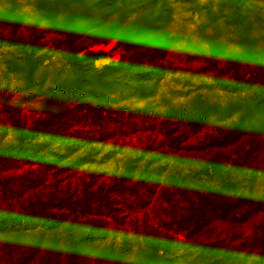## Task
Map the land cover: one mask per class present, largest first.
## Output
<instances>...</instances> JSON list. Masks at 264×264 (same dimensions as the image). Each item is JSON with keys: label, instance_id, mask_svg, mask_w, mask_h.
Here are the masks:
<instances>
[{"label": "trees", "instance_id": "obj_1", "mask_svg": "<svg viewBox=\"0 0 264 264\" xmlns=\"http://www.w3.org/2000/svg\"><path fill=\"white\" fill-rule=\"evenodd\" d=\"M7 2L0 19L11 26L10 40L20 52L8 60V66L42 98L41 114L29 125L13 117L14 139L0 145V198L6 202L5 207L0 206V243L8 255L7 264H178L181 242L167 233L148 238L137 258L130 257L129 243L101 245L107 237V217L118 218L120 202L128 203L124 192L141 196L139 184L147 185L153 171L150 163L130 184L124 178L133 172L132 162L123 178L109 185L91 181L80 192L54 187L46 194L28 197L19 207H13L10 200L45 186L49 175L58 176L93 158L95 142L107 134L109 124H119L127 114L128 107L118 104L122 94L149 96L158 90L170 46L172 0H35L58 34L57 44L64 49L68 64L66 71L50 78L45 70L48 55L42 51L39 34L16 32L25 22L20 0ZM233 4L232 17L242 27L245 51L254 56L258 40L252 34L248 13L242 0H233ZM109 41L121 50L120 57L98 65L108 52L91 46ZM240 64L237 57L231 60L236 79L226 83L234 87L244 80ZM254 78L261 83L251 92L226 102L197 95L189 105L171 107L168 115L193 131L210 120H222L205 146L224 148L245 138L250 152L257 151L264 135V71ZM181 136L173 135L171 140L179 144ZM21 163L29 166L18 174L5 173ZM202 172L214 181L205 184L204 190H196L195 197L185 190L183 209L169 221L186 239L205 233L216 220L241 224L264 213V195L239 192L238 182L220 153L208 160ZM67 222L77 223L78 228L65 240L63 252L56 233ZM49 233L52 245L40 253V242ZM26 237H31L30 242L22 248ZM241 247L254 251L259 264L264 261V222ZM242 260L233 248L212 242L202 243L198 255L187 264H243Z\"/></svg>", "mask_w": 264, "mask_h": 264}, {"label": "rangeland", "instance_id": "obj_2", "mask_svg": "<svg viewBox=\"0 0 264 264\" xmlns=\"http://www.w3.org/2000/svg\"><path fill=\"white\" fill-rule=\"evenodd\" d=\"M242 1L252 34L258 40L254 56L246 53L241 39L242 27L232 17L233 0H172L173 18L168 25L170 46L163 59L166 70L159 79L158 90L149 96L122 94L118 104L128 107L127 114L119 124H109L107 134L95 142L97 150L93 158L58 176L49 175L45 186L31 190L21 198H11L12 206L19 207L28 197L46 194L54 187L80 192L91 181L94 185H109L123 178L132 162L133 172L124 178L130 184L138 180L141 169L150 163L153 171L147 185L139 184L141 196L136 198L124 192L128 203L120 202L118 218L107 217V237L101 245L129 243L130 257L137 258L148 238L167 233L181 242L177 249L178 264H187L190 258L198 255L202 243L212 242L239 252L243 264H259L258 255L241 247V243L264 222V213L241 224L216 220L209 230L193 239H186L182 232L169 225L183 209L186 193L195 197L196 190H204L205 184L214 181L202 169L217 153L227 162L238 182L239 192L264 195V135L259 150L253 152L248 149L245 138L224 148L205 146L222 120H210L200 130L193 131L177 117L168 115L171 107L189 105L197 95L208 101L226 102L251 92L261 83L254 77L264 71V0ZM20 2L25 22L16 32L39 34L42 51L48 55L45 62L48 78L56 72L66 71L68 64L64 49L57 44L58 34L41 15L35 0ZM7 5V0H1L0 10ZM11 29L0 19V145L14 139L13 117L29 125L42 112L41 96L26 86L19 72L8 66V60L20 53L19 47L10 40ZM91 48L108 52L107 57L97 61L98 65L118 59L121 54V50L114 47V41L97 43ZM236 57L241 63L244 80L234 87L226 81L236 79L230 67L231 60ZM173 135H182L179 144L171 140ZM28 166L26 163L14 165L5 173L18 174ZM5 203L0 198V206L5 207ZM77 228V223L67 222L57 230L63 252L65 240ZM52 236L49 233L42 238L40 253L52 245ZM30 238L21 241L22 248L27 247ZM1 243L0 264H7L8 255L5 256ZM94 256L96 254L93 259Z\"/></svg>", "mask_w": 264, "mask_h": 264}]
</instances>
